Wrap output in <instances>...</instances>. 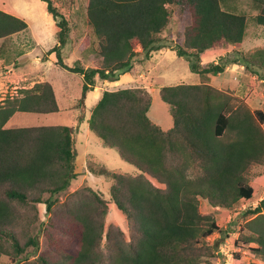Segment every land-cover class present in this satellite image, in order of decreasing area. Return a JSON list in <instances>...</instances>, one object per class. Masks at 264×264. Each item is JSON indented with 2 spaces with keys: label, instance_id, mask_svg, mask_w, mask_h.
Segmentation results:
<instances>
[{
  "label": "trees",
  "instance_id": "trees-1",
  "mask_svg": "<svg viewBox=\"0 0 264 264\" xmlns=\"http://www.w3.org/2000/svg\"><path fill=\"white\" fill-rule=\"evenodd\" d=\"M42 1L56 20L58 42L51 52L64 65L62 49L75 25L53 0ZM249 1L252 17L236 0H88L87 22L98 41L94 67L64 65L83 75V96L98 80L131 72L143 62L139 56L150 58L169 47L165 34L176 12L191 22L175 50L189 59L199 81L160 89L173 118L168 130L150 117L153 96L146 87L104 90L92 110L90 130L138 170L132 175L90 166L92 173L112 180L111 201L126 216L127 232L108 221L110 202L100 191L82 186L70 192L77 177L75 129L7 126L17 112L58 113L54 85L39 82L0 101V259L7 257L8 264H200L216 256L219 242L211 245L207 239L232 233L236 222L223 230L216 211L202 212L200 200L231 210L254 197V170L264 168V110L210 84L226 65L204 64L202 55L241 47L250 20L264 28V0ZM28 28L24 19L0 8V53ZM90 40L84 38L85 49ZM243 60L250 73L264 78L257 68L264 71V47ZM40 205L46 206L45 221ZM240 218V242L256 244L253 250L264 260V198Z\"/></svg>",
  "mask_w": 264,
  "mask_h": 264
},
{
  "label": "rangeland",
  "instance_id": "rangeland-1",
  "mask_svg": "<svg viewBox=\"0 0 264 264\" xmlns=\"http://www.w3.org/2000/svg\"><path fill=\"white\" fill-rule=\"evenodd\" d=\"M56 6L68 17L76 26L73 28L66 46L62 49V58L64 65L68 67H79V64L93 65L94 49L98 45L97 37L87 20V3L88 0H53ZM237 6L242 11H246L251 17L256 13L252 9L249 0H236ZM234 4V1H232ZM0 8L24 19L30 26L28 30L13 35L10 44L5 51L0 53V101H5L8 97H16L21 94L22 89L33 87L36 83L50 80L57 94L60 111L53 114H37L17 112L10 119L8 127L22 126H39L63 124L68 125L76 131V148L78 151L75 159V173L77 177L72 181L70 192L82 187L91 186L100 191L103 196L110 202V213L108 221L117 223L124 231L127 232L126 216L111 201L110 187L112 180L106 176L94 174L90 171L91 164L104 166L107 169L120 172L123 174H137V168L125 161L116 148L107 147L101 138L93 133L89 128V118L92 108L97 103L99 92L88 93L86 99V113H83L82 101L88 96H83V76L81 73L74 72L65 68L59 63L57 53L51 50L57 45V27L56 20L47 12L46 4L42 0H0ZM189 15H180L175 13L171 27L166 32L165 43L172 49L169 51H157L150 58L145 55L139 56L143 62L135 65L141 71L146 72L147 80L152 81L153 103L150 110V117L162 125L169 128L173 125V118L169 111V106L160 97V89L164 86H174L179 83H196L199 81L198 74L192 72L190 61L186 57H179L176 52L177 44L180 43V32L183 27L190 24ZM90 36V45L84 48V38ZM246 45L244 50L249 54L254 49L264 47V28L258 26L253 20L249 21ZM3 40H0V47ZM242 46V47H243ZM239 53L227 58L226 62L235 60L244 61ZM234 56V57H233ZM146 58V59H145ZM90 60V63H89ZM221 58L220 62L225 63ZM85 62V63H84ZM244 63V62H243ZM140 64V65H139ZM135 66V67H136ZM86 68V66H84ZM260 73L264 71L257 67ZM136 70V68H133ZM134 70V71H135ZM229 70L220 75L217 85L222 84L223 90H227L229 85L237 83L238 72ZM250 76L252 73L245 70ZM133 73L128 72L127 78ZM258 75V74H257ZM256 75V84L251 87L254 94V104L257 109L264 110V82L262 78ZM219 76V75H217ZM237 76V77H236ZM128 81H130L128 79ZM215 83V82H214ZM248 82H242L247 86ZM242 84L240 87H242ZM239 85V83H237ZM140 86L138 83H124L123 87ZM250 87V85H249ZM105 88L112 89L113 86ZM106 90V89H105ZM101 96V94H100ZM245 100V99H244ZM77 116V118H76ZM257 174L253 178L252 185L255 188L254 197L250 200H243L238 206L231 210L215 209L207 202L201 199L200 208L202 212L216 211L217 218L222 229L227 230L230 223L236 222L234 231L231 233H215L207 239L211 245L216 244V256L209 260H204L200 264H241V263H258L264 264L260 255L254 252L256 244L248 246L240 242V234L243 231V221L241 212L251 206H257L264 198V168L260 167L254 170ZM155 183H157L155 181ZM159 185V184H158ZM63 198L65 196L63 195ZM41 221H45L47 210L45 205H40ZM238 219V220H237ZM236 220V221H235ZM44 228H42L40 242L43 247ZM225 256V257H224ZM8 258L0 259V264H8Z\"/></svg>",
  "mask_w": 264,
  "mask_h": 264
},
{
  "label": "crops",
  "instance_id": "crops-1",
  "mask_svg": "<svg viewBox=\"0 0 264 264\" xmlns=\"http://www.w3.org/2000/svg\"><path fill=\"white\" fill-rule=\"evenodd\" d=\"M30 26V25H29ZM245 42H247V40H245ZM244 42V43H245ZM243 43V45H244ZM242 45V46H243ZM246 45V43H245ZM239 47V48H236L234 46H229L227 49H213V50H208L206 51L205 53H203L202 55V61L204 64H208V63H211V62H214V63H222L220 62V59L223 58L224 61L227 60V58L229 57H232L233 53L236 54V53H239L243 56L244 53H247L245 52V50L243 49V47ZM169 50H172L170 47H167V48H163L162 50H160L161 52H165V51H169ZM256 49H254L253 51H255ZM253 51H250V52H253ZM229 56V57H227ZM234 57V56H233ZM237 60V57H235V60H230L228 62L225 61V65H226V69L225 71H223L222 73L224 72H227L228 70L230 72H232V70H236L235 72L239 73L237 77V83H239V85H237V83L235 84H230L229 85V88H227L226 91H231V92H235V94L243 99L246 100V102L253 108V109H257L255 107V104H254V97H253V90L251 89V87H254V85L256 84V75L257 74H253V76H250V74H248L245 70L246 69V66L245 64L241 61L240 64L236 61ZM93 62V61H92ZM85 63V62H84ZM89 63H90V60H89ZM140 65V64H139ZM84 66H86V68H89V67H94L93 65H90V64H85ZM135 69H133V75L130 76V78H127V73L125 74H121L120 76H118V79H114L113 81H110V80H98L97 82V85L95 86L94 90L90 91L89 93H94V92H99L102 96V92L106 89V90H110L108 88H105L107 86H113V88L111 90H118V89H123V88H126V87H123L124 83H128V82H134V83H138L141 87H146L150 92L152 91V89L154 88L152 85V81L150 83L149 80H147L146 78L148 77L146 72L144 71H141L138 66H136V70L134 71ZM248 71V70H247ZM220 73L219 76H213L210 80V84H212L213 86L223 90V85L220 84V85H217L218 81L220 80V75L222 74ZM258 76V75H257ZM83 78V76H81V79ZM128 79L130 81H128ZM248 82L245 86L242 84V82ZM45 81V80H44ZM43 81V82H44ZM46 81H49L51 82L50 80H46ZM262 81L264 82V78H262ZM215 82V83H214ZM52 83V82H51ZM197 83V82H196ZM53 84V83H52ZM242 84V87H240V85ZM177 85V84H176ZM250 85V87H249ZM100 94L98 95L97 97V103L98 101L100 100L101 96ZM152 94V92H151ZM89 97V94L88 96H86V98L84 99L85 100V103H86V99ZM96 103V104H97ZM95 104V105H96ZM95 107V106H94ZM94 107L92 108V110L94 109ZM170 111V110H169ZM86 113V104H85V111L83 110V113ZM92 113V111H91ZM90 117H91V114H90ZM77 118V116H76ZM90 119V118H89ZM153 120V119H152ZM154 121V120H153ZM155 122V121H154ZM156 123V122H155ZM89 124V122H88ZM159 124V123H157ZM160 125V124H159ZM162 126V125H160ZM173 125L169 128H164L162 126L163 129L165 130H168L170 128H172ZM90 128V126H89Z\"/></svg>",
  "mask_w": 264,
  "mask_h": 264
},
{
  "label": "water",
  "instance_id": "water-1",
  "mask_svg": "<svg viewBox=\"0 0 264 264\" xmlns=\"http://www.w3.org/2000/svg\"><path fill=\"white\" fill-rule=\"evenodd\" d=\"M83 104V110L85 111V100L82 101Z\"/></svg>",
  "mask_w": 264,
  "mask_h": 264
},
{
  "label": "built area",
  "instance_id": "built-area-1",
  "mask_svg": "<svg viewBox=\"0 0 264 264\" xmlns=\"http://www.w3.org/2000/svg\"><path fill=\"white\" fill-rule=\"evenodd\" d=\"M224 257H225V256H224ZM222 264H226L225 261H223Z\"/></svg>",
  "mask_w": 264,
  "mask_h": 264
}]
</instances>
